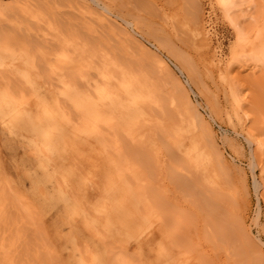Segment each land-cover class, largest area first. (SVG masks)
<instances>
[{
  "label": "rangeland",
  "instance_id": "1",
  "mask_svg": "<svg viewBox=\"0 0 264 264\" xmlns=\"http://www.w3.org/2000/svg\"><path fill=\"white\" fill-rule=\"evenodd\" d=\"M102 59L151 78L156 116L187 114L206 169L165 118L83 122L69 85L89 104ZM0 246V264H264V0H0Z\"/></svg>",
  "mask_w": 264,
  "mask_h": 264
},
{
  "label": "bare ground",
  "instance_id": "2",
  "mask_svg": "<svg viewBox=\"0 0 264 264\" xmlns=\"http://www.w3.org/2000/svg\"><path fill=\"white\" fill-rule=\"evenodd\" d=\"M2 46L4 48V45H2ZM8 49H9V47H8ZM9 50H12V49H9ZM78 54H80V53H78ZM79 60H82V56L79 57V55H78V60L77 61H79ZM74 63H75V61H74ZM158 64H159L158 65L159 68L162 71H164V63L163 62H159ZM118 66L119 65H117L114 62H111L108 59H104V60L102 59L101 64L99 65V67L96 68V79L94 78V80L92 82L93 83V87L96 90L95 91L96 92V96L94 98H91V101L86 106L83 105L82 102H80V99H78V98H81L80 97V95H81L80 94V90L79 89H75V87H73L72 85H69V87H70L69 91H71L72 94L77 96L76 105L79 108H81V110H82V113H83L82 120H83V122L92 125L93 129H95L96 131H99L98 129H99V127H100V125L102 123H105V124L109 123L108 125L110 127H112V129L114 128V130L117 127L119 129L120 125L121 126H125L124 129L130 128V127L133 128V126L137 125L139 122H142L141 120H143V119H144L143 121H145L146 118H147V121L149 120V118H154V120H155V116H156V114H158V113L155 114L154 107H153L154 106L153 104H155L156 101H157L156 100V95H154L153 92H150L151 90L150 91L148 90V86L150 85L148 80L151 79V78L147 79V78H145L147 76L143 75V79H141L142 77L136 76L135 73H133V71H131V70L129 71V69H128V71H126L124 69H121V68L119 69ZM63 73L64 72H62V73L60 72V73H57V75H59L61 77ZM63 77H64V75H63ZM100 78H102V79H100ZM73 83H74V81H73ZM76 87H77V85H76ZM7 91L11 92L9 90H7ZM155 92H156V90H155ZM78 95H79V97H78ZM15 98H17V97H15ZM185 98H187V97H185ZM185 98H184V100H185ZM186 103H187V109H189L191 111L190 114L193 115L194 119H195L196 118V114H195L196 111H195L193 105L191 104L189 99L186 100ZM173 107H174V105H173ZM161 110H162L164 116L161 118L162 115L160 116V114H161V112H160L159 117H158V115L156 117H158V119L160 118V119H163V120L165 118L167 122L165 121V123H166L165 124L164 121L162 120L163 123H161V122L158 123L156 121L158 123V126H157L156 122H155V124L158 127V130L160 129L161 133L162 132L165 133V134L162 133L163 136L166 135V137L164 139V142H165V140H172L173 141L172 142V146H174V149L176 148L178 150L183 151L184 152V156H186L187 161L189 163H196L197 167L203 166V168L206 169L207 167H205V166H207V165H203V164H204V161H208L209 160V158L211 157V152H207L205 150V138L203 137L202 134L198 133V131L196 130V127L194 125V122L192 123L188 119L186 120L187 114L185 115V112H182L181 109H180L181 112L177 111L178 109L177 110L173 109V111L172 110L168 111V110H164V109H161ZM178 118L180 119L179 120L180 123L176 124V122H177L176 120H178ZM150 121H151V119H150ZM153 122H152V124H153ZM143 123H142V125H144ZM200 124H201V121H200ZM142 125H138V126H142ZM202 125L203 124H201V126ZM153 126H155V125L153 124ZM149 127H152V126H150V124H149ZM135 128H133V129H135ZM137 128L139 130V127H137ZM141 128H143V127H141ZM147 128H148V126H147ZM118 129H116V130L120 131ZM116 130H115V132H116ZM124 131H127V130H124ZM133 131L134 130H132L130 132H133ZM140 131L138 132L139 134H140ZM153 132H156V131H153ZM97 133L99 134V132H97ZM208 133H209V135L211 133L209 131V129H208ZM151 134L153 135V133H151ZM134 135H135V133H134ZM134 135H133V138H135ZM143 135L144 134H142V138H143ZM173 135H174V138L176 136V140L175 141L173 140ZM147 136H148V134H147ZM147 136H145V137H147ZM101 137H103V136H101ZM148 137H150V136H148ZM151 138L153 140L154 139V135H153V137L151 136ZM105 139H106V137H105ZM185 139H187V142H186ZM206 139H207V137H206ZM136 140H137V138H136ZM139 140H141V139L139 138ZM133 141H134V139H133ZM211 141H212V139H211ZM208 142H209V140H208ZM208 147H209V143H208ZM211 149H212V146H211ZM215 154H217V153L215 152ZM176 156H178V155H176ZM219 157L220 156H217L215 158L220 162L221 158L219 159ZM185 163H186V161H185ZM205 164H206V162H205ZM208 167H209V165H208ZM212 170H214V169H212ZM215 172H216V169H215ZM120 176H122V175H120ZM123 182H124V185L126 184V186H125L126 188H127V185H129V184L131 185L130 182H129V184L125 183V180L124 181L122 180V183ZM188 185H189V183H188ZM131 187H130L129 191H131ZM123 189H124V187H123ZM133 191H134V189H133ZM138 196H140V195H138ZM121 202H122V200H121ZM211 204H212V202H211ZM220 207H219V209H220ZM120 209H121V207H120ZM101 210H102V208H101ZM222 212H224V211L222 210ZM215 214H216V212H215ZM224 222H225V220H224ZM139 229H138V231H139ZM2 249H4L3 246H2ZM0 250H1V248H0ZM1 253H0V256H1L0 260L3 262L2 257H5V256H2L3 254L1 255ZM3 253H4V255H6L5 252H3ZM6 259L8 260V258H5L4 259V263H8V261H5ZM89 264H99V262L95 261V262H90Z\"/></svg>",
  "mask_w": 264,
  "mask_h": 264
}]
</instances>
